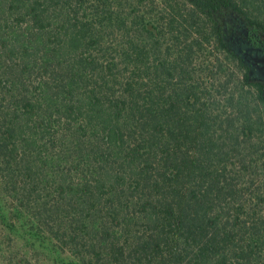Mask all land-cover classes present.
I'll list each match as a JSON object with an SVG mask.
<instances>
[{
	"label": "trees",
	"instance_id": "trees-1",
	"mask_svg": "<svg viewBox=\"0 0 264 264\" xmlns=\"http://www.w3.org/2000/svg\"><path fill=\"white\" fill-rule=\"evenodd\" d=\"M228 14L264 46V0H0L7 227L69 264H264V86L228 51L257 97L221 111L190 69Z\"/></svg>",
	"mask_w": 264,
	"mask_h": 264
},
{
	"label": "rangeland",
	"instance_id": "rangeland-1",
	"mask_svg": "<svg viewBox=\"0 0 264 264\" xmlns=\"http://www.w3.org/2000/svg\"><path fill=\"white\" fill-rule=\"evenodd\" d=\"M217 21L226 48L215 41L212 44L205 42L201 46L194 44L190 69L194 72L193 80L207 88L209 95L221 100L223 111L226 110V98L230 92H247L249 87L241 77L245 70H241L228 51L234 52L248 67L249 82L262 83L264 86V46L255 50L246 42L243 36L244 22L239 17L220 15ZM198 40L179 37L172 44V55L176 56L184 47ZM249 88L256 98V87ZM7 226L2 219L0 207V264H69V256L60 253L54 243L43 239L34 241L35 238L30 237L34 231L27 224L18 225L16 230H10Z\"/></svg>",
	"mask_w": 264,
	"mask_h": 264
}]
</instances>
